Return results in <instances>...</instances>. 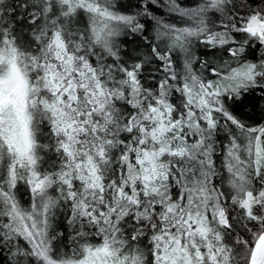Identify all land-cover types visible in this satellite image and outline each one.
Returning <instances> with one entry per match:
<instances>
[{
	"label": "snow or ice",
	"instance_id": "1",
	"mask_svg": "<svg viewBox=\"0 0 264 264\" xmlns=\"http://www.w3.org/2000/svg\"><path fill=\"white\" fill-rule=\"evenodd\" d=\"M0 264H264V0H0Z\"/></svg>",
	"mask_w": 264,
	"mask_h": 264
}]
</instances>
